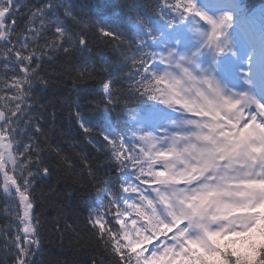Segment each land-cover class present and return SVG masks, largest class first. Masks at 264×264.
I'll use <instances>...</instances> for the list:
<instances>
[{
  "label": "snow or ice",
  "instance_id": "6c2138e0",
  "mask_svg": "<svg viewBox=\"0 0 264 264\" xmlns=\"http://www.w3.org/2000/svg\"><path fill=\"white\" fill-rule=\"evenodd\" d=\"M133 4L143 9L137 15L149 36L152 32L145 20V12L159 15L169 24L170 30L188 22L192 23L193 29L198 30V25L206 21L211 25L205 40L209 45L215 43L222 26L235 20V15L228 12L219 20L214 19L198 10L194 0H132L129 6ZM57 7L64 9V18L58 13L51 16L46 14L47 10ZM237 7L251 27L264 31V9L260 11L257 21L254 10L248 9L239 0ZM25 17L24 24L20 25L19 20ZM82 25L88 31L81 29ZM101 37L117 51H121V46H126L127 51L122 52V59L128 65L127 72H112L107 60L96 64L91 56L90 43L92 39L100 40ZM132 37L129 39V35L119 28L85 21L64 0H36L35 3L29 0H0V65L4 70L0 74V102L3 104L0 107V138L11 141H0V147L16 148L22 160L19 167L10 173L0 165L4 192L12 195L13 200L19 197L13 221L19 223L15 224L14 234L9 232L12 223L0 230V239L3 240L2 264H42L41 255L38 254L42 247L43 223L40 214L35 211L34 181L37 176L52 175L54 170L44 161L42 154L45 148L39 145L34 133H44L41 138L46 140L50 136L39 123H32L31 116L21 126L20 117L33 106V85L39 83L47 87L49 84L47 76L41 72L42 61L57 53L76 61L73 66V71L77 73L73 77L74 83L81 79L96 80L94 74L99 70L101 92L92 101L97 107H128V96L138 94L169 108L176 109L179 106L183 113L201 117L183 121L196 126L197 130L188 134L172 132L170 135L158 136L137 125V130L129 128L127 135L110 137L98 129L89 128L80 119L79 113L75 112L85 140L97 151L102 149L93 143L92 137L97 133L103 137V150H107V157L116 165L115 175L109 174V178L113 182L119 181L118 190H115L105 180V199L97 207L88 210L85 228L90 241L96 247L103 244L116 264H144L154 256L173 251L179 253L187 248L195 249L193 254L200 255L206 264H243L245 258L251 264H264V245L249 246V238H254L258 223L256 213L260 205L264 204V191H249L246 199L235 196L231 187L235 174L230 175L234 165H239L245 169V178L264 179V154L256 147L264 138L243 135L244 129L253 120L264 126V103L245 91L225 92L224 86L212 75H206L199 65L193 69L181 63L185 59L183 56L174 58L175 47L165 45L164 50L157 53L146 50V39L135 33ZM172 39L178 46L181 36L176 35ZM29 40L32 41L31 47ZM74 50L81 52L82 59L73 56ZM217 51L220 49L217 48ZM188 63L192 61L189 59ZM154 64L160 65V69H154ZM197 69L200 75L196 74ZM33 75L35 80L31 79ZM245 83L249 81L245 80ZM213 112L221 114L223 119L217 121ZM205 115L207 118H203ZM224 120L237 126L231 129V133L239 129L241 134L235 137L231 135ZM29 124L32 125L31 131L28 129ZM160 131L167 134L169 129ZM26 133L28 138L23 139ZM189 136L195 137L200 144L189 140ZM164 139L168 143L162 148L160 145ZM181 140L188 142L181 144ZM21 142L23 149L19 150ZM72 147L70 144L69 148ZM51 150L59 155L60 161L70 172L77 168L71 162V155L63 154L64 148L55 145ZM192 151L196 152L195 158L203 163L201 170L188 182H194L190 191L184 187L163 191L160 186L167 187L170 181L156 178L153 174L158 161L162 168L170 167L160 160L161 154L172 157ZM79 156L80 167L87 169L89 176H94L95 170L88 158L82 152ZM9 159L16 163L11 152ZM145 160L148 162L141 167ZM220 161L226 162L221 164ZM209 172L211 175H206ZM116 174H119L118 179ZM213 180L215 183H211ZM204 192H214L216 196L206 202H196V197ZM225 204L232 207L228 215L220 210ZM248 204L255 206L249 208ZM221 232L228 235L219 239L217 237ZM143 235L150 239L146 243L137 242L138 236ZM229 236L234 239L226 245L225 240ZM97 261L93 256L91 264H97Z\"/></svg>",
  "mask_w": 264,
  "mask_h": 264
},
{
  "label": "trees",
  "instance_id": "16d2710c",
  "mask_svg": "<svg viewBox=\"0 0 264 264\" xmlns=\"http://www.w3.org/2000/svg\"><path fill=\"white\" fill-rule=\"evenodd\" d=\"M241 1L248 9L254 10L259 21V13L264 9V0ZM35 2L36 0H33L32 3ZM40 2H44V0H40ZM111 2L113 4L109 9ZM68 3L72 5L75 13L80 14L85 21L91 20L98 25L119 28L129 35V39H133V33L146 39V43L150 39L137 15L143 9L134 4L129 6L132 4V0H103L102 3H99V0H68ZM57 8L47 10L46 14L51 16L58 13L61 18H64V14ZM144 15L153 34L156 24L164 19L148 12H145ZM24 19L26 17L19 20L20 25L24 24ZM81 27L88 31L83 25ZM256 30L264 35V31L258 28ZM89 35L91 36V32ZM41 42L45 41L42 39ZM28 44L31 47L32 41L29 40ZM17 46H19V41ZM90 48L91 56L97 65L107 60L110 62L112 72L128 71V65L122 59V52L127 51L126 46H121V51H117L104 42V38L101 37L100 40L92 39ZM73 56L82 59V54L78 50L73 51ZM75 63L74 59L63 58L59 53L50 59H44L41 72L47 76L49 84L47 87H43L39 83L33 85L31 89L33 106L20 117L21 126H23L24 120L31 116L32 123H39L44 132L49 133L50 136V139L46 140L41 138L44 133H34L39 145L45 148V152L42 154L44 161L54 170L52 175L37 176L34 181L35 211L40 214L43 223L41 229L42 247L41 253L38 255H41L39 258L42 264H91L93 256L97 258V264H116L110 253L105 251L103 244L96 247L90 241L85 228L88 210L97 207L95 203L100 196H103V200L105 199L104 181L108 180L109 187L117 188L118 181L113 182L109 178V174L115 175L116 165L107 157V150H103L105 143L103 137L98 133L92 137L93 143L102 151H97L92 144L85 140L80 125L77 123L75 112L79 113L80 119L89 128L98 129L111 137L114 136L112 131L126 132L135 112L137 113L141 109L138 107L147 106L152 100L138 94L136 96L129 95L128 107L123 105L97 107L92 101L101 92L99 70L94 74L97 76L96 80L81 79L74 83L73 77L77 74L73 71ZM13 67H15L14 64ZM89 67H91V63H89ZM3 71L2 65H0V74ZM31 79L35 80V75L31 76ZM2 106L3 104L0 102V107ZM31 127L32 125L29 124V131H31ZM27 138L26 133L23 139ZM70 144L73 145L72 148H69ZM55 145L65 149L64 155H71V162L77 165L74 171L70 172L60 161L59 155L52 152V146ZM22 149L23 142L19 145V150ZM17 152L18 150L12 147L13 159L16 160V163L12 162L11 166L7 168L9 173L22 163ZM81 152L88 158L95 170L94 176H89L87 169L80 167L79 154ZM33 155L35 154L33 153ZM125 170L128 169L125 168ZM116 176L118 179L119 174ZM1 185L0 177V230L12 223L13 227L9 229V232L14 234L15 224L19 223L18 221L13 223L18 208L17 197L13 200L12 195L5 196L2 193ZM20 227L22 228L21 225ZM254 232V238H249V246L264 245V225L255 228ZM233 239L228 238L225 240V244L232 243ZM2 246L3 240L0 239V264L3 259ZM101 255L102 259H100ZM196 259V264H206L200 255ZM191 263L189 259L185 261V264ZM243 264H251V262L245 258Z\"/></svg>",
  "mask_w": 264,
  "mask_h": 264
},
{
  "label": "rangeland",
  "instance_id": "374dc122",
  "mask_svg": "<svg viewBox=\"0 0 264 264\" xmlns=\"http://www.w3.org/2000/svg\"><path fill=\"white\" fill-rule=\"evenodd\" d=\"M102 1L103 0H99V3H102ZM204 1H208V2H210V4H215L217 2L215 0H204ZM206 4H207V2H206ZM195 5H196L198 10L203 11L206 14H208L206 12L207 9H205V8H207V6H205L202 3H200V4L195 3ZM208 11H211V9L210 10L208 9ZM190 24L192 25L191 22L185 23V32H181L180 30L176 29L178 31V32L176 31L177 32L176 35H180L181 36L179 44L181 46H183V48H191L192 50H195L194 47H193V44L196 41L203 42L206 39V37H207V33L209 31H211V27H208L205 31H203V30H200V26L202 25V24H200V25H198V30H195V29H193V27H191V28H189L190 32L186 33V31L188 29V26ZM78 30H80V29H78ZM232 31H233V28H232L231 23L225 25L222 33L217 37L218 40L223 41V45L220 47L219 43H213L211 45L208 44V46H206V49H209L210 52L214 51L216 54H219L218 61L221 62L222 66H225L227 61L229 59H231L232 56H233L232 50H230L228 48L229 40L232 37L231 36ZM173 33H174V30L171 31V34L166 33L162 38H160L158 40V42L155 45L156 49H157L156 50L157 53H159L161 50H164V46L168 45V41L171 39V36H172ZM202 37L204 38L203 40H201ZM236 40L237 39L234 40V42H233L234 44H231L232 47L236 46ZM162 41H163L162 46L159 47V42H162ZM198 42H197V44H198ZM255 44H256L255 43V39L252 38V49H255ZM203 47L204 46L199 47L198 51H201L203 49ZM217 48L220 49L219 52L217 51ZM253 53H254L253 54L254 55V59L249 61V66H250L251 69L259 72V69L256 67V64H255V60L258 57V52L254 51ZM201 55L202 54L196 53V54H194V57L198 58L199 62H200L201 61ZM222 55H223V57H222ZM182 56L184 57V55H182ZM191 57H192V55H191ZM189 59L191 60V58H189ZM189 59H187L186 62L184 63L187 66H189L191 64V63H188ZM259 64L262 67V69H264V57L262 59H259ZM160 67L161 66L158 65V64H154L153 65V68L157 69V70H159ZM239 77L241 79V75ZM262 103H264V102L262 101ZM175 110H177V111L181 110V116L182 117L184 116L185 113L182 112V109L179 106H177V108ZM212 115L215 116L216 120H218L222 116L221 114L216 113V112H213ZM158 116H160V115H156V117H155V119L153 121L149 120V118H148V120L145 119V118H141L140 120H137V123L135 125H133V127H134L135 130H137V125H140V126H142V128H144L146 130L155 132L158 136L170 135L172 126L176 127L174 132L180 133L182 135L191 133L188 130V127H194L196 129L195 125L185 124L183 122L184 120L182 118L176 119V121H174L172 123V126L167 124V123L166 124H160L159 128L156 129L155 126H156V124H158L156 122V119H157ZM180 125L184 126L185 129L184 130H180L178 128V126H180ZM258 126H260V125H258L256 122H255V124L253 122H251L247 126V128L244 129L243 135L244 136L259 135L261 138H264V126H263V130L261 129V127H258ZM163 128H168L169 132L167 134L161 133L160 130L163 129ZM203 131H207V129H203ZM230 134L235 137V136H239L241 133L235 132V133H230ZM192 138H194V139H192ZM0 140L7 141L6 138H0ZM189 140H191V141H193L195 143L199 142V141H196L195 137H192V136H189ZM7 142H9V141H7ZM187 142L188 141L184 142L183 140H181V144H184V143H187ZM167 143H168L167 139H164L160 146L162 148L166 147ZM256 147L259 149V151L262 154H264V141H262L261 143L257 144ZM0 148H1L0 152L3 151V153H4L5 151H7L8 154H9V152H11L10 147L7 148V149H4L3 147H0ZM187 153L188 152H186V153L181 152L180 156H173V157H166L163 154H161L160 160H162L164 163H166L169 166L172 165L173 167H171V168L175 169L173 172L167 174L168 178H172L174 176V174H176L177 170H179V169H180L181 172H187L185 175L184 174H180L179 175V177H180L179 179H183V178L189 179L190 176H192L193 173H191L190 171L192 169L197 168L198 164L195 163V162H192L191 160H189V158H190V155L196 156V152L192 151L190 154L189 153L187 154ZM178 161H183L185 163L184 167L176 169L175 165L178 164ZM160 166H161L160 165V161H158L157 165H156V168H159ZM244 171H245V169L241 168L239 166L238 168L235 169L234 173L230 174V175L235 174V179L233 180V183L231 184V187L234 190L233 195L238 196L240 198H245L246 199L247 198L246 197V193L249 192V191H252L254 189H260L261 191H264V179L252 180L251 178H245L243 176ZM174 182L175 181H173L172 183L170 182L167 187L163 186V189L165 191H167V192L170 191L172 188L175 187L174 186ZM170 186H171V188H170ZM237 189L239 191H235ZM215 196H216V193H214V192H204V193H201L199 196L196 197V202H206V201L214 199ZM230 198L231 197H225V199H230ZM254 206L255 205H253V204H248L247 205V207H249V208L254 207ZM220 210H221V212L224 215H228L232 211V207L229 204H225V205L221 206ZM257 213H258V211H257ZM161 214H163V213H161ZM257 216H258V218H260L262 216V212L257 214ZM218 235L226 236V235H228V233L221 232ZM149 239H150V237L147 236V235L138 236L137 242L146 243ZM201 246L203 247L204 245H201ZM191 249L192 248H187L184 251H181L179 253H177L176 251H173L171 253L165 252L162 256H154L151 259H147L144 262V264H181V261H182L181 259L184 258L185 255L188 253V251H190ZM134 250H136V249H134Z\"/></svg>",
  "mask_w": 264,
  "mask_h": 264
},
{
  "label": "bare ground",
  "instance_id": "6f19581e",
  "mask_svg": "<svg viewBox=\"0 0 264 264\" xmlns=\"http://www.w3.org/2000/svg\"><path fill=\"white\" fill-rule=\"evenodd\" d=\"M30 1L33 2V0H29V2H30ZM32 2H30V3H32ZM64 3L67 4V5H69L70 8H71V10H73V9H72V5H70V4L68 3V0H64ZM112 4H113V2L110 3V5H109V9L112 7ZM57 10H60V11L64 14V9H63V8H57ZM80 10H81V9H80ZM73 12L75 13L74 10H73ZM79 12H80V11H79ZM244 54H245V52H244ZM16 200L18 201V203H17V202H16V203L19 205V197H18V196H17V199H16Z\"/></svg>",
  "mask_w": 264,
  "mask_h": 264
}]
</instances>
